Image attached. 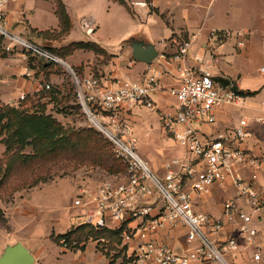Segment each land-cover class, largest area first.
<instances>
[{
	"label": "built area",
	"instance_id": "obj_1",
	"mask_svg": "<svg viewBox=\"0 0 264 264\" xmlns=\"http://www.w3.org/2000/svg\"><path fill=\"white\" fill-rule=\"evenodd\" d=\"M9 1L15 0H0L3 52L17 46L45 62L63 66L81 112L126 166L121 180L108 178L94 188L80 190L73 205L82 212L73 226L89 224L119 230L121 241L108 255L114 264H233L240 244L251 247L247 264H264V238L258 240L264 232V154H254L246 148L250 136L246 118H240L226 134L202 132L203 125L216 122L219 110L237 105L240 97L231 85L214 81L209 70L189 64L192 40L176 41L168 60L164 53L157 57L173 64L177 80V85L169 88L176 104L160 116L161 126L185 150L184 157L176 159L173 167L169 165L159 176L138 154L134 132L120 113L134 106L153 110L151 94L160 90L163 72L151 67L140 79L115 78L111 82L96 74H82L48 48L8 31L4 24ZM137 3L147 5L146 0ZM83 25L87 33L92 32L89 22ZM227 36L229 30H212L209 34L214 42ZM194 59L201 60L200 56ZM260 71L264 73V66ZM25 96L21 92L18 98ZM255 120L264 122L261 118ZM213 188L233 189L222 204L219 218L196 208ZM225 224L232 227L235 235L221 234ZM178 227L184 229L189 246L183 253L157 235L160 230ZM88 242L96 244L98 240L90 238ZM59 246L78 250L76 242L61 240Z\"/></svg>",
	"mask_w": 264,
	"mask_h": 264
},
{
	"label": "crops",
	"instance_id": "obj_2",
	"mask_svg": "<svg viewBox=\"0 0 264 264\" xmlns=\"http://www.w3.org/2000/svg\"><path fill=\"white\" fill-rule=\"evenodd\" d=\"M125 1L133 5L132 13L113 0H62L69 16L70 29L61 37V42L38 35L40 32L59 30V19L55 12L56 0L9 1L5 9L4 26L11 33L27 40L30 38L38 43H51L52 46H65L79 41L95 43L108 54V60L103 61L101 54L91 50H75L67 59L72 68L82 74L99 75L105 82H111L115 78L140 79L151 67L162 71L163 74L159 78L160 90L151 94L153 110L134 106L121 111V118L130 126L132 122H136V114L143 110L155 114L161 126L160 116L176 104L169 88L177 85L171 62H162L156 58V64L150 65L151 63L145 64L133 58L130 60L132 43L154 44L157 51L170 54L176 47L174 44L173 49V43L182 36H188L192 40L189 64L209 70L214 76L228 79V85L235 86L239 91L255 92L252 95H239L237 105L224 106L217 112L216 122L203 125L202 132L212 135L226 134L237 125L240 118H246L250 136L245 146L254 154H264V122L255 120H264V73L260 71L261 65L255 68L254 72L243 71L238 64L240 57L232 52L230 42L218 45V42L209 38L212 30H232L236 34L251 28L263 30L264 0H146V6L137 3L143 0ZM247 10L249 13L244 14ZM258 10L260 15L255 17ZM119 19L123 20L121 26ZM85 21L89 22L92 32H86L83 25ZM238 22L247 25L238 27ZM215 44L217 46H214ZM211 47L215 48L212 53L219 56L213 57ZM195 56H202V60H195ZM170 57L171 55H167V60ZM220 72H223V75H219ZM57 80L55 66L47 72L37 64L30 66L26 54L22 51L13 49L0 57V100L3 102L9 103L21 92H37L43 85L48 82L56 83ZM163 132L166 133L164 130ZM171 139L175 142L172 137ZM177 146L181 149L179 151H183L184 157V148L179 144ZM232 194L231 188L228 191L213 188L196 208L219 218L222 215L224 200ZM210 196L216 199V211H213V206L210 207V202L207 201ZM35 197L36 201H31L29 205L26 203L15 208L12 218L15 228L14 232L10 233L11 242L22 243L34 256L33 264H114L94 243L89 245L88 242L78 250L62 249L52 235L67 232L77 222L81 209L60 212L47 200L44 204L41 193ZM234 233L232 227L225 224L222 234L229 236ZM157 235L179 253L189 247L185 242L183 229L160 230ZM262 238L264 232L259 235L258 240ZM238 254L241 258L240 264H247L251 247L240 244Z\"/></svg>",
	"mask_w": 264,
	"mask_h": 264
},
{
	"label": "rangeland",
	"instance_id": "obj_3",
	"mask_svg": "<svg viewBox=\"0 0 264 264\" xmlns=\"http://www.w3.org/2000/svg\"><path fill=\"white\" fill-rule=\"evenodd\" d=\"M132 7L133 5H129L130 13L133 11ZM247 13H249L248 10L244 11V14ZM258 15H260L259 10L255 17ZM119 20L121 26L123 20ZM255 21L261 24L259 20L255 19ZM236 25L243 27L247 24L238 22ZM262 25L264 26V22H262ZM123 28L124 26L120 30ZM229 32L230 36L225 37L222 42L219 41L218 45L225 42L231 43L232 52L240 57L238 64L241 65L240 67H242L243 71L254 72L255 68L260 65L261 67L264 66V29L254 30L251 28L241 34H236L232 30H229ZM48 39L58 42L62 41L61 36H55L54 34H51ZM186 39L191 38L182 36L177 41L182 42ZM28 40L49 48L55 53L58 52L56 54L69 64L67 56L71 53H67L64 46H52L51 43L45 42L38 43L30 38ZM2 44L3 38L2 41L0 40V57L7 53L3 52ZM174 44L177 46V43H173V49L175 47ZM214 46H217V44ZM59 48L62 49L57 51ZM13 49L27 54V60H30L33 64L38 66L46 64L45 61L39 60L26 49L17 46ZM214 49L211 47L210 52L212 53ZM160 53H164L167 56L173 52L168 54L158 50V54ZM212 54L214 55L213 57L219 56L216 53ZM101 55L103 61L109 59L107 53H102ZM132 58V55H130V60ZM200 58L202 60V56ZM156 60L150 65H155ZM55 74H57L58 80L56 83L48 82L49 89L43 86L44 89L37 92L25 93L27 98L25 97L23 100L18 98L19 94L13 97L9 103L0 100V106L20 107L27 109L29 112L37 110L38 107L45 114L55 118L67 131L66 135H70L69 142L72 140L74 143L72 147L69 146L68 142L61 149L60 147L52 148L50 149L51 153H48L47 148L46 150L43 148L36 153L33 146H26L17 152L20 157L14 158L6 170V159L3 158L6 150L3 139L6 136L4 130L0 128V254L5 246L11 243L10 233H13L15 228L12 222L15 208L21 207L26 203L29 205L31 201H36V194L41 193L42 202L46 204L48 201L57 211L70 212L77 209L73 205V199L83 187L93 188L99 182L108 178L121 180L124 174L122 164L113 156L106 139L89 124L85 115L81 112L75 98L69 73L63 66L56 65ZM219 75H223V72H220ZM135 117L136 122H132L131 128L136 137V150L151 170L162 176L166 169L169 168V165L172 166L176 159L182 158L183 151H179L181 149L178 148L177 144L173 142L169 135L163 132L155 114L143 110L141 113L136 114ZM87 130L94 132L98 138L105 142L106 147L104 150L108 152V158L106 159L109 162L108 167L100 163V161H103V151L101 153L99 146L93 141L85 139L88 134H82L87 133ZM75 134L81 135L82 141L80 143L75 140L78 137ZM207 201L210 202V207L213 206V211H216V199L214 196L208 197ZM178 229L182 228H176V230ZM88 244H93V242ZM104 259L106 260L105 257ZM240 259L238 254V261L233 264H240ZM205 264L218 263L206 262Z\"/></svg>",
	"mask_w": 264,
	"mask_h": 264
},
{
	"label": "trees",
	"instance_id": "obj_4",
	"mask_svg": "<svg viewBox=\"0 0 264 264\" xmlns=\"http://www.w3.org/2000/svg\"><path fill=\"white\" fill-rule=\"evenodd\" d=\"M113 1L125 6L126 9L129 11V5L125 0ZM55 12L59 19V30H56L54 32H40L38 33V35H42L43 37L47 38L51 34L62 37L68 33L70 29V20L62 0H56ZM0 40L2 41L1 36ZM64 48L67 50V53H72L74 52V50H91L97 54L106 53L95 43L90 41L71 42L65 45ZM61 49L62 48H59L57 51ZM49 50L54 52L51 49ZM28 52H30L39 60H42L40 57L33 54L31 51ZM26 56L28 57L27 54ZM28 64L30 66L36 65L31 63L30 60H28ZM53 66H56V64L52 62H46L45 65H41L39 67L44 69L45 72H47ZM44 87L42 89H44ZM232 88L234 89L237 95L244 96L252 95L255 93L239 91L235 86H232ZM25 97L27 98V96ZM0 128L1 130H4L6 136L5 139H3L6 146L5 155L3 158L6 159L5 162L8 164V166L6 164V170L9 168V164L11 161L14 160V158H16L17 156L20 157L19 154H17L20 149L31 145L35 149L36 153L38 151H41L43 148H45V150L47 148L48 153H51L50 149H54L56 147H60L61 149L63 146L67 145L70 137V135H66L67 131L55 118H53L49 114H45L44 111L39 110L38 107L37 110L29 112L27 109L20 107L7 105L0 106ZM82 134H88L86 135L85 139H90V141H93L99 146L101 153L103 151L104 157L103 161H100V163L103 164V166L108 167L109 162L108 160H106L108 158V152L104 150V148L106 147L105 142L98 138L97 134H94V132L90 130H87V133ZM75 135L78 136L75 140L80 143L82 141L81 135ZM106 141L110 146L113 156L115 157L110 142L107 139ZM73 145L74 143L72 142V140H70L69 146L72 147ZM116 159L122 164L123 169L125 171V164L122 163L118 158ZM52 238L58 245L61 240H64L67 243L76 242L77 249H82L90 238L93 240H98V242L95 244L97 249L107 257L109 255L110 250H115L117 245L121 241L119 230H112L103 227L94 228L89 224H80L72 226L67 232L63 234L52 235Z\"/></svg>",
	"mask_w": 264,
	"mask_h": 264
},
{
	"label": "water",
	"instance_id": "obj_5",
	"mask_svg": "<svg viewBox=\"0 0 264 264\" xmlns=\"http://www.w3.org/2000/svg\"><path fill=\"white\" fill-rule=\"evenodd\" d=\"M131 55L135 61L145 64L152 63L158 57L154 44L132 43ZM214 81L227 86L229 80L222 76H214ZM35 261L31 252L20 242H11L0 254V264H33Z\"/></svg>",
	"mask_w": 264,
	"mask_h": 264
}]
</instances>
